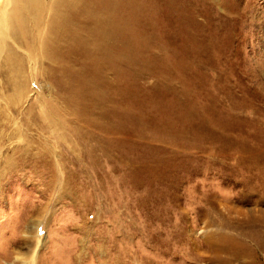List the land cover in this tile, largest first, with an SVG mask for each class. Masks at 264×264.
<instances>
[{
  "label": "rangeland",
  "instance_id": "1",
  "mask_svg": "<svg viewBox=\"0 0 264 264\" xmlns=\"http://www.w3.org/2000/svg\"><path fill=\"white\" fill-rule=\"evenodd\" d=\"M75 7L0 0V264H264V0Z\"/></svg>",
  "mask_w": 264,
  "mask_h": 264
},
{
  "label": "bare ground",
  "instance_id": "2",
  "mask_svg": "<svg viewBox=\"0 0 264 264\" xmlns=\"http://www.w3.org/2000/svg\"><path fill=\"white\" fill-rule=\"evenodd\" d=\"M25 1L29 7L28 9L34 13L35 24L37 26L36 27L37 33L35 37L32 39V41L34 42V44H36V46L41 47L40 49L42 53L44 51V54L47 56L48 50L50 48L53 49L56 46V44L59 42V40H61L62 38V34L65 28V22H64L65 12L69 10H75L76 8L75 6L79 0H54V2H52V4H50L49 7H47L45 4L46 0H25ZM44 15H47L48 17L47 20H43ZM11 17H13L14 20H12ZM8 19L11 21L0 25V28L8 27L6 25L20 27L22 26V23L24 22L25 18L22 16L17 17L16 15L13 14L9 16ZM17 19L18 21H16ZM18 34H20V32Z\"/></svg>",
  "mask_w": 264,
  "mask_h": 264
}]
</instances>
